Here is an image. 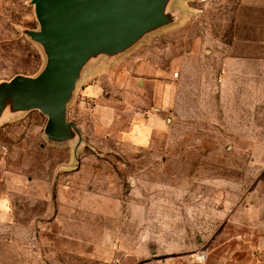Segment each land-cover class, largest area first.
Returning a JSON list of instances; mask_svg holds the SVG:
<instances>
[{"label":"rangeland","instance_id":"obj_1","mask_svg":"<svg viewBox=\"0 0 264 264\" xmlns=\"http://www.w3.org/2000/svg\"><path fill=\"white\" fill-rule=\"evenodd\" d=\"M170 4L120 61L169 75L157 146L123 115L76 163L38 111L0 125V264H264V0ZM36 29L30 0H0V82L42 70Z\"/></svg>","mask_w":264,"mask_h":264},{"label":"water","instance_id":"obj_2","mask_svg":"<svg viewBox=\"0 0 264 264\" xmlns=\"http://www.w3.org/2000/svg\"><path fill=\"white\" fill-rule=\"evenodd\" d=\"M172 0H30L38 29L24 33L44 54L35 76L15 75L0 82V125L31 111L45 117L48 145L88 146L68 118L86 73L108 69L155 33L178 23Z\"/></svg>","mask_w":264,"mask_h":264},{"label":"crops","instance_id":"obj_3","mask_svg":"<svg viewBox=\"0 0 264 264\" xmlns=\"http://www.w3.org/2000/svg\"><path fill=\"white\" fill-rule=\"evenodd\" d=\"M122 62L86 73L78 85L68 116L72 110L71 120L83 137L90 140L97 139L100 131L121 124L123 115H130L126 121L131 122V136L140 135L139 139L148 146H157L166 138V124L170 122L164 115L166 108L161 97L169 87V75L165 71L155 72L152 65L143 61L125 65ZM140 131L142 133L138 134ZM3 172L0 168V179ZM7 203L0 198V211L4 215Z\"/></svg>","mask_w":264,"mask_h":264},{"label":"built area","instance_id":"obj_4","mask_svg":"<svg viewBox=\"0 0 264 264\" xmlns=\"http://www.w3.org/2000/svg\"><path fill=\"white\" fill-rule=\"evenodd\" d=\"M178 73L177 72H174L173 73V77H177Z\"/></svg>","mask_w":264,"mask_h":264}]
</instances>
